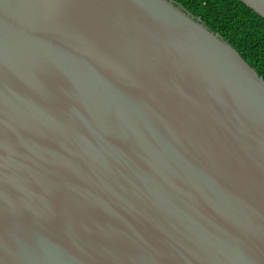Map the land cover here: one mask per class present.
<instances>
[{"label": "water", "instance_id": "obj_1", "mask_svg": "<svg viewBox=\"0 0 264 264\" xmlns=\"http://www.w3.org/2000/svg\"><path fill=\"white\" fill-rule=\"evenodd\" d=\"M0 264H264L263 78L172 0H0Z\"/></svg>", "mask_w": 264, "mask_h": 264}, {"label": "trees", "instance_id": "obj_2", "mask_svg": "<svg viewBox=\"0 0 264 264\" xmlns=\"http://www.w3.org/2000/svg\"><path fill=\"white\" fill-rule=\"evenodd\" d=\"M235 49L264 80V18L239 0H172Z\"/></svg>", "mask_w": 264, "mask_h": 264}]
</instances>
